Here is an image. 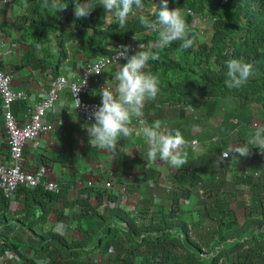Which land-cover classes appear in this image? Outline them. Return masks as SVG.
I'll list each match as a JSON object with an SVG mask.
<instances>
[{"label": "trees", "instance_id": "1", "mask_svg": "<svg viewBox=\"0 0 264 264\" xmlns=\"http://www.w3.org/2000/svg\"><path fill=\"white\" fill-rule=\"evenodd\" d=\"M26 1L19 21L27 48L19 64L42 72L51 68L57 75L71 53L88 59L110 55L111 42H125L133 33L139 34L140 42L157 40L156 32L143 34L148 28L141 18L156 19L148 9L135 14L123 29L116 21L105 28L107 13L99 0L86 18L75 17L76 0H64L67 9L58 14L43 9L42 0ZM154 1L144 0L145 7ZM168 7L189 8L209 19L193 26L186 15L193 45L182 49L181 41H175L162 50L152 47L158 59H150L144 69L158 79L159 92L150 106L169 103L192 108L185 114L181 106L180 121L173 126L186 141L181 154H186L187 163L171 176L177 185L163 198L147 195L137 214L120 207L111 191L99 186L84 189V196L74 203L79 207L75 230L80 239L68 240L53 232L34 234L38 246L1 237L0 255L12 251L20 256V264H37L19 252L28 245L42 253L48 264H264V154L255 147L247 157L232 156L229 151L245 143L255 130L252 123L264 125V0H168ZM199 28H211L210 39L201 40ZM70 42L79 46L70 47ZM231 59L252 65L253 75L239 88L225 83ZM26 110L24 101L13 106L19 121ZM193 125L202 130L191 133ZM223 152L229 157L219 162ZM19 189L26 195V217L35 216L33 203L42 213L28 224L30 230L45 223L51 210L46 203L66 197L65 189L57 194L42 187ZM90 192L95 193V207L89 203ZM8 204L0 192V220L6 218ZM239 210L243 222L238 219ZM203 224H214V230L197 237Z\"/></svg>", "mask_w": 264, "mask_h": 264}, {"label": "crops", "instance_id": "2", "mask_svg": "<svg viewBox=\"0 0 264 264\" xmlns=\"http://www.w3.org/2000/svg\"><path fill=\"white\" fill-rule=\"evenodd\" d=\"M26 4V0H0V68L12 76L14 90L26 91L34 98H40L48 88V77L53 73L51 68L42 72L30 65L19 64L27 48V44L22 40L23 25L19 21V15ZM69 46L77 48L79 44L70 42ZM90 59L80 53H71L58 68V74L77 79ZM126 62L122 59L105 68L101 75L93 77L90 81V89L84 98L101 102L102 97L99 95L101 89L115 88L116 71L122 63ZM149 103L150 100H147L143 107L144 121L149 125L159 121L166 131L173 133L175 131L173 126L180 121L179 110L182 105L165 103L150 106ZM182 107L185 114L192 112L190 106ZM44 121L52 127V131L43 133L36 141L26 144L22 164L27 171H32L41 165L45 166L48 180L55 182L60 189H65L66 197L56 203H46V208L51 207V210L45 217V223L30 230L28 224L33 219L39 218L42 213L37 211L39 206L33 203L31 205H34L35 216L26 217L25 203H23L26 195L18 189L15 197L9 200L6 218L0 220V224L4 227L3 232H0V238L3 237L4 240H22L39 246V240L34 234L46 232L58 233L68 240L80 239L81 235L75 230V215L79 207L74 203L84 196V189L93 187L88 186L89 182L94 183L95 186L100 179H103L104 183H110L112 187L110 191L117 195L119 206L131 214L138 211L141 201L147 195H152L155 199L163 198L177 185H174L171 180L175 168L170 164L159 160L151 164L147 163V142L135 131L126 140L121 138L118 141L121 152L116 155L92 148L88 144L89 138L84 127L86 124L72 107L68 91L61 95ZM93 122L94 119L91 123ZM131 126L138 129L136 118H133ZM201 130L202 127L199 125H193L191 133H199ZM141 145H144L143 148ZM191 146L194 147L195 143ZM140 152L143 155L141 158H139ZM6 154V135L0 108V159ZM122 189H125L123 195H121ZM89 203L94 207L98 203L94 192L89 193ZM106 205L107 203L102 204L100 210ZM108 206L113 207V204L109 203ZM19 252L37 264H48L43 254L36 252V249L31 246H22ZM1 256L3 261H0V264L21 263L20 256L12 251H6Z\"/></svg>", "mask_w": 264, "mask_h": 264}, {"label": "clouds", "instance_id": "3", "mask_svg": "<svg viewBox=\"0 0 264 264\" xmlns=\"http://www.w3.org/2000/svg\"><path fill=\"white\" fill-rule=\"evenodd\" d=\"M100 6L107 13L105 28L111 26L113 21L117 22L119 28L123 29L126 22L136 12L145 9L144 0H99ZM67 2L64 0H42L41 7L49 13L66 11ZM96 9L95 0H76L74 15L76 18H86ZM155 20L141 18V24L157 33V40L154 46L148 50H139L130 55L131 46L121 45L116 48L117 57L125 59L115 74L117 82L114 89L104 87L100 91L101 104L93 109L90 120L93 123L84 125L88 144L104 152L116 155L121 152L118 148V141L131 137L134 131L142 135L148 145L147 163L164 162L174 168H179L187 163L186 154H181L182 146L186 145L181 132L174 133L166 131L161 122L147 124L143 117V107L147 100H154L158 95V79L150 72H145L147 62L150 59H158V51H152V47L162 50L175 41H181L182 49L190 48L194 39L190 38V29L185 16L179 8L170 9L168 0H161L160 4L154 3L151 8ZM136 39V35L133 37ZM143 46L140 45V49ZM226 85L229 88H239L246 84L253 75L252 65L238 59H231L227 62ZM98 70H90L88 75L99 74ZM81 87L76 91V95ZM81 101L78 99V107ZM133 118L138 121V129L131 126ZM258 148L264 154V125H258L250 132L245 143L230 148L232 156L247 157L251 149ZM128 154H131L127 152ZM222 153L219 162L228 158ZM106 190V189H105ZM110 191V190H109Z\"/></svg>", "mask_w": 264, "mask_h": 264}, {"label": "built area", "instance_id": "4", "mask_svg": "<svg viewBox=\"0 0 264 264\" xmlns=\"http://www.w3.org/2000/svg\"><path fill=\"white\" fill-rule=\"evenodd\" d=\"M184 16H191V24L193 26L201 25V23L209 20L206 16L199 12H195L189 8H180ZM155 33L150 29H146L143 34L147 36ZM212 29L199 28L198 37L201 40L210 39ZM136 35V39L133 37ZM153 42V44H155ZM151 42L145 43L139 41V34H131L125 42H111L109 47L112 53L107 56H97L91 58L88 64L82 69L77 79H71L64 74L50 75L48 77V88L40 98H34L30 93L22 90H14L12 87V76L0 68V108L2 111L3 125L6 135L7 154L0 159V192L2 195L11 200L15 197L19 188L35 189L42 187L43 190L51 193H59L60 187L53 181L48 180V172L45 166L41 165L32 171H27L23 167V150L26 144L30 141H36L43 133L52 131V127L45 123L46 115L51 112L59 101L61 95L68 91L70 95L71 105L75 112L78 113L85 124L91 123L89 119L93 109L97 108L101 102L89 101L84 99L90 89V81L93 77L102 74L103 70L110 65L121 61L117 57V49L121 45L131 46L132 51L148 48L153 45ZM90 70H98L101 73L88 75ZM80 91L76 95V91ZM78 99L81 101L78 107ZM20 101H24L27 105V110L23 115V120L19 121L14 113L13 106ZM260 124L253 123L255 128ZM196 140H192L195 143ZM227 155L226 152H223ZM88 186H95L94 183ZM96 186L102 187L106 190H111V184L107 182H97ZM125 189H122L123 195ZM137 214V211L134 213ZM3 261V256L0 257Z\"/></svg>", "mask_w": 264, "mask_h": 264}, {"label": "rangeland", "instance_id": "5", "mask_svg": "<svg viewBox=\"0 0 264 264\" xmlns=\"http://www.w3.org/2000/svg\"><path fill=\"white\" fill-rule=\"evenodd\" d=\"M206 27L210 26V22H206L204 24ZM253 124V123H252ZM258 124V123H257ZM244 190V189H243ZM244 196H246L245 190H244ZM233 206V204H232ZM237 216L238 219L243 222L244 221V217H243V212L241 210L237 211ZM211 230H214V224H203V226L200 228V230H198V235L197 237H199L200 235H203L204 233H209ZM192 237H194L193 233H191Z\"/></svg>", "mask_w": 264, "mask_h": 264}, {"label": "water", "instance_id": "6", "mask_svg": "<svg viewBox=\"0 0 264 264\" xmlns=\"http://www.w3.org/2000/svg\"><path fill=\"white\" fill-rule=\"evenodd\" d=\"M154 3L158 4V3H159V0H155L154 2L149 3V4L145 7V9H144L143 11H145L146 9H148L150 12H152V11H151V8H152V6H153ZM143 11L136 12L135 14H139V13H141V12H143ZM132 17H133V16H132ZM74 27L77 28V27H78V24H74ZM3 230H4V227L2 226V224H0V232H3Z\"/></svg>", "mask_w": 264, "mask_h": 264}]
</instances>
